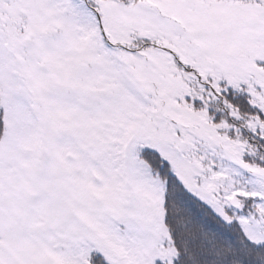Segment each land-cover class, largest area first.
<instances>
[{"label":"snow or ice","instance_id":"snow-or-ice-1","mask_svg":"<svg viewBox=\"0 0 264 264\" xmlns=\"http://www.w3.org/2000/svg\"><path fill=\"white\" fill-rule=\"evenodd\" d=\"M0 264H264V0H0Z\"/></svg>","mask_w":264,"mask_h":264}]
</instances>
